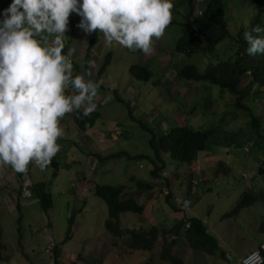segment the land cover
<instances>
[{"label": "rangeland", "instance_id": "obj_1", "mask_svg": "<svg viewBox=\"0 0 264 264\" xmlns=\"http://www.w3.org/2000/svg\"><path fill=\"white\" fill-rule=\"evenodd\" d=\"M176 1L171 0L173 4ZM244 2L246 0L226 2L229 25H238V21L244 20L239 27H247L252 22L255 6L249 4V9L242 7L239 11L234 8ZM185 3L182 0L180 8L171 10L172 18L179 23L185 20ZM80 21L81 17L73 13L64 38L66 53L68 48L76 50L71 57L76 65H81L90 42V35L77 27ZM232 25L229 28L234 34ZM92 34L98 37L96 53L92 55L93 74L99 71L107 55L112 58L102 80L107 90L98 92L94 99V111L101 114V119L93 129L80 133L71 124V113L66 114L61 120L66 141L62 142L58 169L50 164L42 171L31 164L34 169L30 168L31 175L26 174L27 180L33 185L47 186L53 197L52 209L44 210L35 196L20 201L18 209V199L12 194L19 189L15 181L17 175L8 172L9 166H0V241L5 256L1 264H171L162 253L174 240L178 242L170 247V257L176 256L184 264H228L219 253L210 255L193 248L196 242L186 239L184 230L176 235V226L183 217L203 221L208 232L218 240L221 252L230 255L233 261L256 251L264 239V178L256 173L264 166V147L258 143L252 126H247L244 120L239 122L244 112L235 108L234 97L222 96L210 86H189L186 81L175 78L173 64L181 62L175 57L163 61L160 51H174L181 38L178 25L168 26L164 35L154 40L150 55L116 44L109 46L102 35L99 37L98 30ZM231 45L232 42L226 43L222 51ZM154 52L161 55L154 56ZM208 59L217 63V59L199 54L187 64L203 69L209 63ZM133 65L147 66L154 71V77L148 82L136 80L129 73ZM110 90L119 91L120 98L130 104L135 118L148 130L129 118L126 107L113 98ZM248 105L255 110L264 136V96ZM188 113L193 114L186 121L195 130H216L208 142L216 151L212 149L203 154V160L199 166L191 168L192 171L170 155L163 156L174 195L182 196L193 177L204 179L196 194L188 198L191 207L182 216L154 191L141 192L136 187L133 179L151 183L148 162L131 161L127 156H121L101 163L97 158L123 153L152 156L151 130L165 135L176 126H184V116ZM237 130L241 132L239 137ZM250 145L254 146L247 153L245 148ZM206 156L209 158L205 159ZM222 160L224 167L231 169L227 175L216 173ZM96 185L124 186L128 197H134L144 205V215L125 213L121 216L119 224L123 236H113L106 231L108 208L94 195ZM249 191L254 192L256 201L232 215L241 197ZM164 193L167 195L168 189L165 188ZM154 227L158 229V239L149 256L130 247L131 235L125 230L148 232Z\"/></svg>", "mask_w": 264, "mask_h": 264}, {"label": "clouds", "instance_id": "obj_2", "mask_svg": "<svg viewBox=\"0 0 264 264\" xmlns=\"http://www.w3.org/2000/svg\"><path fill=\"white\" fill-rule=\"evenodd\" d=\"M172 8L171 0H12L7 8L0 7V166H10V174L26 178L32 174L31 164L43 171L66 141L63 117L71 113L75 128L74 111L82 109L79 115L84 118L95 110L102 81L85 78L94 69V31L109 46L150 55L154 40L172 21ZM73 13L81 17L77 27L90 35L81 65L71 58L75 48L64 50ZM243 37L247 55L264 54V27L255 25ZM70 88L75 94H67ZM263 243L258 249H264ZM245 256L235 261L227 257L231 262L243 258L240 264H264L259 250Z\"/></svg>", "mask_w": 264, "mask_h": 264}, {"label": "trees", "instance_id": "obj_3", "mask_svg": "<svg viewBox=\"0 0 264 264\" xmlns=\"http://www.w3.org/2000/svg\"><path fill=\"white\" fill-rule=\"evenodd\" d=\"M182 0H177L173 4V10H177L181 7L180 2ZM186 3L183 5L186 7L185 20L182 23L175 21L172 18V21L169 26L178 25L180 27L181 38L177 41L174 51L168 52H154V56L161 55V59L164 61L169 58H176L181 63L173 64V72H176L175 78H179L183 81H186L189 86H194V84H201L204 86H210L213 89H217L219 93L223 96L225 94L231 95L235 99V108L239 111H243L242 119L239 122L245 121L247 126H252L254 133L257 136V141L261 146L264 147V136L261 135V123L258 117H256L255 110L248 105L249 102H255L264 96V54H258L255 57L246 56L245 50L247 48V43L244 40L243 32L245 30L250 31L251 28L255 25H261L264 27V0H246L244 3H239L236 7L238 11L243 9H249V4L252 7L255 6V15L251 17L252 22L247 26H240L239 24L242 21H238V25H232L234 27V34L231 33L229 28V21L227 15V1L228 0H185ZM12 0H0V7H8ZM178 4V5H177ZM182 6V7H183ZM175 16V15H174ZM232 42L228 50H223L222 47L226 43ZM93 42L91 44V47ZM234 52V53H232ZM219 53V54H218ZM207 55L209 58L217 59V63H209L203 68H199L194 64H187V61L192 57L197 55ZM217 54V56H216ZM159 58V57H157ZM111 64V57H106L101 69L91 75L85 77L86 79H92L94 81H102L105 77L106 68ZM177 64L178 67H177ZM130 75L138 81L148 82L151 78L154 77L155 73L153 70H150L145 65H133L129 69ZM78 74V73H74ZM107 88L101 83L98 92H105ZM109 90V89H108ZM113 94V98L118 100L121 105L128 110V116L134 122H138L141 126L148 130V128L140 123L134 116L130 104L126 101H123L120 98L118 90H110ZM199 92V90H197ZM67 94H75L73 89H69ZM77 110L73 112V121L75 124L76 130L80 133H87L93 129L96 123L101 119V114L97 111H93L89 117L81 118ZM193 113H188L184 116L186 124L184 126H176L166 132L165 135L156 134L153 130L152 139L150 140V147L153 151L152 156L148 155H137L131 156L127 153L116 154L114 156L109 155L107 158L95 157L99 162L103 163L110 159L120 158L121 156H127L129 160H141L143 163L148 162V165L151 166L150 181L152 183H146L140 180H134L136 187L139 191L144 192L148 191L152 193L156 187L168 189L169 195L166 197L168 205H170L174 212L182 215L183 212L190 210L191 202L189 209L183 210L181 207L177 206L174 201L171 199L180 194L174 195L170 186L168 178L169 175L166 169V162L164 155L171 156V158L177 162L187 165L188 167L194 168L199 166L201 160H203L205 153L211 152L213 149L208 143L210 138L215 135L216 130L209 128L205 130H195L191 127L186 119L188 116H191ZM236 124L237 120L235 119ZM214 130V131H213ZM241 132L237 130L238 137ZM246 147L245 151L250 152L251 147ZM215 150V149H213ZM216 151V150H215ZM58 156L56 154L52 159V166H58ZM209 156H206L205 159H208ZM198 162V163H197ZM224 160L220 161L219 169L216 170L218 174H228L231 172L229 167H224ZM11 169V167L9 166ZM193 169H191L192 171ZM0 172H2L0 170ZM10 172V170H8ZM264 178V166L259 167L256 170V173ZM22 173L17 174L15 179L16 184L19 185V189H16L13 195H16L18 202L16 203L17 208H20V201L27 200L29 198L23 197V190L21 185L25 184V181L20 180ZM166 174L167 178L164 179L163 175ZM254 174V172H252ZM201 180V183L195 188L196 189L203 183L204 179L197 177ZM160 181L159 185H155L153 181ZM192 180L188 183L187 189L183 192L181 197V202L184 204L185 201H188L190 197V190L192 188ZM33 197H37L41 207L44 210H49L53 208V197L47 189L45 184H36L32 186ZM260 190V189H259ZM262 191V190H260ZM264 191V189H263ZM254 192L249 191L245 193L239 203L235 206L232 215H236L240 210L247 207L249 204L256 201V197L253 195ZM194 194V195H195ZM94 195L102 199L108 208V219L105 222V229L113 236H123L124 231L120 228L121 216L125 213H131L134 215H144L145 207L143 204L139 203L134 197H128L126 193V187L124 186H109V185H96L94 189ZM6 198V197H5ZM174 199V198H173ZM7 200V198L5 199ZM8 209V207H7ZM183 216V215H182ZM264 229V228H263ZM185 231L186 239L191 243L196 242L193 248L197 250H203L208 254L219 253L221 258L225 260L228 264H233L231 261H228V257L224 252H221L220 244L218 240L208 232L206 224L196 218H184L176 226V235ZM127 234L131 235L130 247L133 250H141L144 253L151 252L153 249L154 243L158 239V229L156 227L152 228L150 231H130L125 230ZM1 228H0V238H1ZM1 240V239H0ZM178 240H174L170 247L177 244ZM4 248L2 242L0 241V264L4 261ZM165 246L162 253L164 259L170 260L171 264H184V262L177 258L176 256L170 257V248ZM54 258L56 256L54 255Z\"/></svg>", "mask_w": 264, "mask_h": 264}, {"label": "built area", "instance_id": "obj_4", "mask_svg": "<svg viewBox=\"0 0 264 264\" xmlns=\"http://www.w3.org/2000/svg\"><path fill=\"white\" fill-rule=\"evenodd\" d=\"M165 177H166V174L163 175V178H165ZM20 180L25 181V184L21 185V189L23 190V191H22V192H23V197H27V198H29V197L31 196V191H30V186H31V184H30V182L27 180L26 177H21ZM154 182H155L156 184L160 183V181H158V180H155ZM200 183H201V180H200L199 178H197V177L194 178V179L192 180V188H191V190H190V195H191V196H193V195L195 194V188H196ZM158 188H159V187H158ZM158 188H156V190H157V192H158V194H159V197H160L161 199H165V198L169 195V192H168L167 195H165V193H164L165 188H159V191H158ZM25 192L30 193V195L25 196V195H24ZM180 199H181L180 196H176V197H174L173 201H174V203H175L177 206L181 207V209H183V210H187V209H189L190 201H189V200H188V201H185L184 204H182V202H181ZM262 245H264V243H263ZM262 245H261V246H262ZM257 250L260 251V255L263 257L264 249H262V248L260 247V248L257 249ZM257 250H256V251H257ZM250 254H251V253H250ZM248 255H249V254H248ZM248 255H247V256H248ZM247 256H245V257H247ZM245 257H244V258H245ZM242 259H243V258H242ZM242 259L238 260L237 262H232V263H233V264H240V262H241Z\"/></svg>", "mask_w": 264, "mask_h": 264}]
</instances>
